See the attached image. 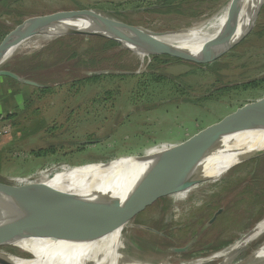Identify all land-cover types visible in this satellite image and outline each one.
Segmentation results:
<instances>
[{
	"label": "rangeland",
	"instance_id": "rangeland-1",
	"mask_svg": "<svg viewBox=\"0 0 264 264\" xmlns=\"http://www.w3.org/2000/svg\"><path fill=\"white\" fill-rule=\"evenodd\" d=\"M2 1L1 35L35 16L89 9L173 33L199 29L229 0H171V8L160 0ZM262 30L264 3L251 30L207 65L141 58L95 36L29 37L4 66L48 89L23 84L0 97V183H39L60 169L158 153L263 103L264 87L218 91L264 76ZM93 74L100 77L81 80ZM132 218L120 264H264V230L249 239L264 220V153L159 197ZM0 250L42 257L20 246Z\"/></svg>",
	"mask_w": 264,
	"mask_h": 264
},
{
	"label": "water",
	"instance_id": "water-1",
	"mask_svg": "<svg viewBox=\"0 0 264 264\" xmlns=\"http://www.w3.org/2000/svg\"><path fill=\"white\" fill-rule=\"evenodd\" d=\"M263 3L264 0L260 2L256 11V15ZM90 11H93V9L58 11L50 14L35 16L19 24L16 28L5 34L0 41V76L9 77L24 84L42 86L32 80L23 78L12 70L5 68L4 63L6 61L3 62V59L6 52L10 48L18 45V43L22 42V40H25L27 37L29 38L34 35H41L43 30L40 31L39 29H41L43 26L50 24L55 25L62 19L66 18L73 19L76 15L83 19L85 14ZM109 18L111 19V22L108 23L120 25L121 27H125L130 31H137L139 32V36L130 38L124 35L122 31L117 33L111 32L110 28L106 30V26L104 25H107V22L106 20L102 19L98 21V24L102 27L104 26L105 30L100 26L98 30H91L89 32H80L72 28L69 29L68 32H65L66 34L61 35L73 34L95 36L114 41L123 48L130 51L132 50L124 44H132L140 51L146 53V56L166 55L179 58L180 60L196 61L208 64L217 60L225 52L233 48L247 34H243L236 41L219 49L201 50L198 53H194L191 50L183 49L175 45L155 40L154 36H157L161 33L148 31L139 26L127 24L111 17ZM233 123H236L237 125V133L249 130L264 129V102L255 105L249 111L243 112L240 115L228 119L221 125L202 131L173 147L158 152L157 156H153L154 154L150 156L131 155L117 157L106 161L90 162L71 167L73 169H84L90 166L92 169H88L87 171H95L103 177H109L108 175L112 173L108 169L115 161L121 160L125 162L126 160L132 158L137 162L147 163L154 161L160 170L154 174L138 176L129 185L128 190L126 191V194L123 198L114 196L112 192L103 193L112 191L110 186L113 185H110V183H108L109 187L106 190H96V193H91V195H83L72 192H69L68 194L74 199L88 203L123 201L126 204V207L123 210L125 219L130 222L132 217L148 203L159 197L175 192L186 185L197 183L203 180L205 178V168L203 162L209 157V154L212 151L221 150L224 148L223 146L218 147V145H216L209 152L201 153L189 160L180 162L169 168H165L162 165H165L168 161L179 157L186 151L190 150L194 145L205 143L212 135ZM251 151L252 150H246L242 148H235L234 150H231V153H235V157H233L232 162L238 163L251 157L260 155L264 153V148L253 152ZM54 174L51 176V178L54 177ZM66 197L67 195L65 196L63 194H55L54 188L45 182L24 185H9L0 183V247L7 245L12 246L10 242H12L13 239L23 237L24 232L31 230L35 231L37 235L43 236L45 234H55L58 231H61L58 239L69 240L75 236H79L78 241H82L88 236L90 232H108L113 228V222H104L103 216L101 215H97L87 223H84L82 220L78 219V210L69 211L60 217L54 216L57 213L56 209L63 210L62 206L64 204H66L67 209H72V207H70L71 203L66 202ZM220 211L221 209L218 210V212ZM178 250V248L174 249V251ZM21 259L26 261L29 260L25 258ZM0 264L14 263L0 257Z\"/></svg>",
	"mask_w": 264,
	"mask_h": 264
},
{
	"label": "bare ground",
	"instance_id": "bare-ground-1",
	"mask_svg": "<svg viewBox=\"0 0 264 264\" xmlns=\"http://www.w3.org/2000/svg\"><path fill=\"white\" fill-rule=\"evenodd\" d=\"M261 1L262 0H229L218 13L204 25L200 26L199 29L197 27L186 31L167 34L161 33L154 36V39L191 50L194 53H198L201 50L219 49L231 44L251 30L254 25L257 8ZM101 19L107 22V25H104L106 26V30L110 28L111 32L117 33L122 31L124 35L130 38L139 36V32L137 31H130L120 25L108 23L111 22L109 16L94 10L85 14L83 19L76 15L73 19H62L55 25H46L39 30H43L41 36L46 39L55 36L59 37L61 34H66L65 32H68L69 29L72 28L80 32H89L91 30H98L99 26L102 27L98 24V21ZM104 26L102 27L103 29ZM27 39L28 37L25 40ZM25 40H22L18 45L10 48L6 52L3 62L9 60L17 50V47ZM124 45L129 47L139 57L142 58L146 56V53L140 51L132 44L125 43ZM236 127V123L229 124L212 135L205 143L194 145L190 150L168 161L162 166L169 168L180 162L189 160L196 155L209 152L216 145H218V147L223 146L224 148L221 150L212 151L209 157L203 162L205 168L204 175H206L234 165L236 162L234 163L232 160L233 157H235V153H231V150L235 148L252 150L251 152L264 148V129L237 133ZM157 154L158 153H154V155L149 154L147 156H157ZM157 166L158 165L154 161L147 163L137 162L133 158L125 162L118 160L113 162L108 169L112 173L109 174L108 172L109 177H103L95 171H87L88 169H92L90 166L84 169L79 168L70 171L60 169L54 174V177H49L43 182L53 187L55 194L67 195L66 202L71 203L70 207H72V209H67L66 204H64L62 206L63 210L56 209L57 213L54 216L60 217L69 211L78 210V219L82 220L84 223H87L97 215H101L103 216L104 222H113V228L108 232H90L82 241H78L79 236H75L69 240L58 239L61 231L55 234H45L44 236L37 235L33 230L26 231L23 237L13 239L10 244L12 246L30 249L38 254L40 253L42 255L41 259H37V261H26L2 250H0V257L14 264H120L123 258L121 249L124 248L123 231L127 229L130 224V222L125 219V214L123 212L126 204L123 201L88 203L74 199L68 193L91 195V193H96V190H106L109 187L108 183H110V185H113L110 186L112 191L103 193L112 192L114 196L123 198L129 185L138 176L158 172L160 168ZM133 225L134 224H132V226ZM263 230L264 220L257 225L249 239L254 238L256 234ZM260 253L264 256V246L261 248Z\"/></svg>",
	"mask_w": 264,
	"mask_h": 264
},
{
	"label": "trees",
	"instance_id": "trees-1",
	"mask_svg": "<svg viewBox=\"0 0 264 264\" xmlns=\"http://www.w3.org/2000/svg\"><path fill=\"white\" fill-rule=\"evenodd\" d=\"M4 1V0H3ZM2 1V2H3ZM160 1H162L161 3H160V6L161 7H165V8H171L172 7V4H171V0H160ZM159 6V5H158ZM152 11H160V10H152ZM264 33V31L262 30V32H260V34H263ZM5 35V34H4ZM4 35H1V27H0V41H1V39L4 37ZM101 39H103V38H101ZM104 40V45H106L107 47H113V46H118L119 44L118 43H116V42H114V41H111V40H107V39H103ZM71 56H76V54H75V52L74 53H72V55ZM152 57V59H154V60H157V59H161L162 61H166V60H168V59H173V60H176V61H181L179 58H174V57H171V56H166V55H155V56H151ZM211 63H214V61L213 62H211ZM16 65H18L19 66V68H21L22 66L21 65H19V64H16ZM15 65V66H16ZM207 65V64H206ZM12 71H14L15 73H17V74H20V72H19V70L18 69H13ZM150 76V77H154V78H157V77H159V75L158 74H155L154 72H150V73H148L147 74V76ZM100 76H98V75H91V76H89V77H86V78H82L81 80L82 81H85V80H97L98 78H99ZM40 84H42V87L44 88L43 89V91H46V89H48V88H45V84H43V83H40ZM264 87V76H262V77H259V78H254V79H251V80H249V81H246V82H243V83H241V84H237V85H234V86H232L231 88L230 87H221V88H219L218 89V91H220V92H226V91H228L229 89H240V90H247V89H256V88H263ZM207 98H210V97H207ZM50 150L51 151H53V149L52 148H50ZM49 150V151H50ZM44 151V150H43ZM48 151V150H47Z\"/></svg>",
	"mask_w": 264,
	"mask_h": 264
},
{
	"label": "crops",
	"instance_id": "crops-1",
	"mask_svg": "<svg viewBox=\"0 0 264 264\" xmlns=\"http://www.w3.org/2000/svg\"><path fill=\"white\" fill-rule=\"evenodd\" d=\"M24 83L18 82L14 79H11L9 77H2L0 78V97L2 96L3 92L7 94H13V87L19 91L21 89L20 87ZM15 85V86H14ZM25 85V84H24ZM3 105L5 104V101H2ZM2 106H0L1 108Z\"/></svg>",
	"mask_w": 264,
	"mask_h": 264
},
{
	"label": "flooded vegetation",
	"instance_id": "flooded-vegetation-1",
	"mask_svg": "<svg viewBox=\"0 0 264 264\" xmlns=\"http://www.w3.org/2000/svg\"><path fill=\"white\" fill-rule=\"evenodd\" d=\"M162 2V1H161ZM158 7H160V8H165V7H161V6H158ZM167 78H165V80H166ZM182 253V252H181Z\"/></svg>",
	"mask_w": 264,
	"mask_h": 264
}]
</instances>
